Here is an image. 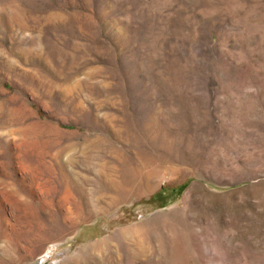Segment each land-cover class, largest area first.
<instances>
[{
  "label": "rangeland",
  "instance_id": "1",
  "mask_svg": "<svg viewBox=\"0 0 264 264\" xmlns=\"http://www.w3.org/2000/svg\"><path fill=\"white\" fill-rule=\"evenodd\" d=\"M0 264H264V0H0Z\"/></svg>",
  "mask_w": 264,
  "mask_h": 264
},
{
  "label": "bare ground",
  "instance_id": "2",
  "mask_svg": "<svg viewBox=\"0 0 264 264\" xmlns=\"http://www.w3.org/2000/svg\"><path fill=\"white\" fill-rule=\"evenodd\" d=\"M38 256V255H37Z\"/></svg>",
  "mask_w": 264,
  "mask_h": 264
}]
</instances>
